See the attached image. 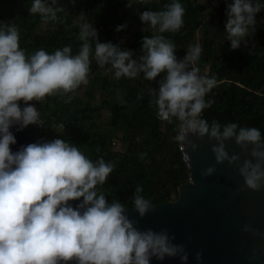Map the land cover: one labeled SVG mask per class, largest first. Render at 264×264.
Wrapping results in <instances>:
<instances>
[{
  "label": "clouds",
  "instance_id": "clouds-1",
  "mask_svg": "<svg viewBox=\"0 0 264 264\" xmlns=\"http://www.w3.org/2000/svg\"><path fill=\"white\" fill-rule=\"evenodd\" d=\"M227 4L225 32L231 49H238L255 30V16L264 9L260 0H232ZM45 0H32L30 14H39L44 23L57 21L61 7H53ZM133 0H128L131 7ZM185 9L178 0L164 5L160 11L147 10L140 15L144 27L142 54L133 59L132 50L121 49L111 42L99 41L91 23L80 25L79 52L72 54L70 46L49 54L40 49L26 55L19 46L20 32L15 23H0V264H150L154 257L179 258L187 264L188 253L183 245L175 244L167 230L159 232L139 230L126 212L128 208L118 200L111 203L97 191L115 167L103 156L93 161L77 146L56 138L50 142L30 143L17 152L11 150L16 139L10 129L23 130L41 124L33 101L46 97L68 96L83 84H88L91 59L99 68L113 73L116 80L134 79L143 74L155 81L164 73L156 88L149 89V106L159 120L176 122L174 139L193 151L197 145L188 140L189 134L217 143L211 148L217 164L225 161L237 164L240 156L229 155L225 142L234 139L251 159L238 165L247 189L264 188V138L255 127H241L235 122L221 124L202 117L212 101L205 96L215 86V79L201 76L195 67L203 48L191 46L183 60L175 55V44L164 33L179 32L183 26ZM126 25L118 26L121 31ZM108 66V67H106ZM23 102L24 107H21ZM57 127L63 129L64 125ZM99 154L100 149L97 147ZM147 153L140 154L143 159ZM255 161V162H253ZM214 167L202 172L211 176ZM243 190V189H242ZM137 185L132 205L143 218L153 209L150 200ZM82 201L73 208L70 201ZM244 232L259 236V230L244 225ZM256 250H253L255 256ZM202 253H196L201 259Z\"/></svg>",
  "mask_w": 264,
  "mask_h": 264
},
{
  "label": "trees",
  "instance_id": "trees-1",
  "mask_svg": "<svg viewBox=\"0 0 264 264\" xmlns=\"http://www.w3.org/2000/svg\"><path fill=\"white\" fill-rule=\"evenodd\" d=\"M173 0H57L53 7H61L57 21L44 23L39 14H30L32 0H0V23H15L20 32L19 46L26 55L43 49L52 54L57 49L70 46L72 54L79 52L80 25L91 23L98 32L99 41L111 42L121 49L132 50L133 59L142 54L140 49L144 27L140 15L147 10L160 11ZM185 9L183 26L179 32L164 33L175 44L179 60L195 45V36L201 30L199 44L203 48L195 67H208L204 74L216 83L205 96L212 101L202 117L209 122L221 124L235 122L241 127H255L264 138V9L255 16V34L252 42H241L238 49H231L227 39V21L224 0H219L217 18L208 17L210 5L200 0H178ZM231 3L232 0H227ZM264 3V1H260ZM51 5V0H45ZM126 25L121 32L133 30V38L126 43L117 41L116 29ZM251 31V29L249 30ZM254 43V44H253ZM108 67V66H106ZM148 81L143 74L137 78L116 80L113 73L99 68L91 59L88 84L82 93L79 87L68 96L46 97L36 102L43 128V142L62 138L74 144L89 159L95 161L103 156L106 163L115 162L112 173L103 185L97 186L108 201L118 200L126 207L132 205V196L137 185L152 205L178 197L179 188L190 178V166L174 139L176 122L168 124L157 118L149 89L157 82ZM98 92L103 99L95 104ZM21 107H24L21 102ZM107 110L105 117L103 111ZM64 125L61 129L58 125ZM119 132L125 145L115 149L114 137ZM99 147V154L96 152ZM147 153L141 159L140 154Z\"/></svg>",
  "mask_w": 264,
  "mask_h": 264
},
{
  "label": "water",
  "instance_id": "water-1",
  "mask_svg": "<svg viewBox=\"0 0 264 264\" xmlns=\"http://www.w3.org/2000/svg\"><path fill=\"white\" fill-rule=\"evenodd\" d=\"M17 127L10 129L16 139L10 146L14 153L21 146L43 143L42 125H29L20 131ZM188 140L197 148L193 151L185 147L190 178L180 186L178 197L153 204V209L143 218L133 205L127 207L126 215L141 231L166 229L169 236L175 237V244L184 246L189 257L187 264H264V188L260 191L247 189L238 171L239 164L251 159L248 154L251 146L245 152L234 139L226 141L229 155H239L240 161L232 165L227 161L217 164L211 151L217 143L215 140L210 141L207 136L201 139L193 134H189ZM209 167H214L215 172L203 176L202 172ZM81 201L82 198L69 203L76 208ZM246 224L253 230L258 229L260 235L244 232ZM197 252L202 253L199 261ZM150 264H181V261L178 257L163 261L153 257Z\"/></svg>",
  "mask_w": 264,
  "mask_h": 264
},
{
  "label": "rangeland",
  "instance_id": "rangeland-1",
  "mask_svg": "<svg viewBox=\"0 0 264 264\" xmlns=\"http://www.w3.org/2000/svg\"><path fill=\"white\" fill-rule=\"evenodd\" d=\"M200 1L208 3L210 5L211 8H210V10L208 12V17H213V18L216 19L217 18V10H218V7H219V0H200ZM260 1H264V0H260ZM116 32H117V41L120 44L126 43L129 39L133 38V30H130L129 33L127 31H126V33H124V32L117 31V30H116ZM249 32H250V35H249V37L246 38V41L244 42V44H247L248 42H252L254 40V38H257V36L255 34V30H254L252 35H251L252 29ZM200 37H201V30H198L196 32V36H195V45L199 44ZM261 52L264 53V48L261 49ZM207 71H208V67H204L202 69H199V74L201 76H204V74ZM84 87H85V85H83V84L80 86L82 93L85 90ZM102 99H103V93L102 92H98V94L94 98V103L98 104V103L101 102ZM103 113H104L105 117H107L108 111L104 110ZM121 136H122V134L119 132V134L116 137H114V147H115V149L122 150V149L125 148V145H124V143L121 140Z\"/></svg>",
  "mask_w": 264,
  "mask_h": 264
},
{
  "label": "built area",
  "instance_id": "built-area-1",
  "mask_svg": "<svg viewBox=\"0 0 264 264\" xmlns=\"http://www.w3.org/2000/svg\"><path fill=\"white\" fill-rule=\"evenodd\" d=\"M32 103L35 104V107L37 108L36 106V101H33ZM37 111H38V108H37ZM178 146H179V149L182 151L183 153V157L186 161H188L189 159V156H188V153L186 152L185 148L183 147V145L181 143L178 142Z\"/></svg>",
  "mask_w": 264,
  "mask_h": 264
}]
</instances>
